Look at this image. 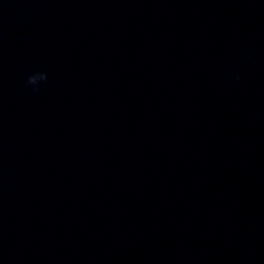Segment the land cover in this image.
Listing matches in <instances>:
<instances>
[{"label": "clouds", "instance_id": "clouds-1", "mask_svg": "<svg viewBox=\"0 0 264 264\" xmlns=\"http://www.w3.org/2000/svg\"><path fill=\"white\" fill-rule=\"evenodd\" d=\"M47 79L48 76L46 72L34 71L32 74L28 75L25 83L31 89L32 92L38 93L40 91L41 83L46 82ZM235 79L239 80V75H237Z\"/></svg>", "mask_w": 264, "mask_h": 264}]
</instances>
